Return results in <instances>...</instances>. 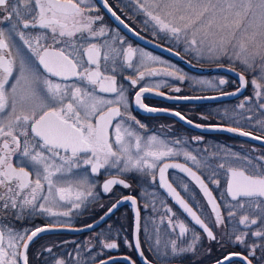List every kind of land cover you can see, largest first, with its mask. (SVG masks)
I'll return each mask as SVG.
<instances>
[{
	"label": "snow or ice",
	"instance_id": "1",
	"mask_svg": "<svg viewBox=\"0 0 264 264\" xmlns=\"http://www.w3.org/2000/svg\"><path fill=\"white\" fill-rule=\"evenodd\" d=\"M100 5L143 39L109 0H0V264H30V247L46 232L82 230L73 229L71 220L91 211L114 186L130 188L121 178L127 175L137 177L143 208L151 212L142 223L136 197L121 196L100 220L131 203L134 243L127 238L124 243L135 248L143 264L153 261L145 256L141 235L157 264L199 256L204 239L221 249L242 248L225 251L215 264H233L234 258L264 264V150H194L186 140L148 134L147 125L132 114V104L148 113L166 112L144 103L146 94L164 97L159 89L169 86L167 79L152 78L183 82L188 77L109 28ZM122 5L144 31L167 40L168 51L180 48L198 63H227L238 86L222 95L243 94L251 85V95L224 110L222 119L231 125L210 127L264 144V0H122ZM236 65L242 71L236 72ZM191 79L217 90L229 83L222 77ZM130 89H137L131 99ZM172 115L193 124L178 111ZM169 169L183 176L170 179ZM102 174L108 178L98 191L95 178ZM36 217L45 223L35 225ZM118 236L109 225L97 234V244H76L60 254L49 246L43 248L48 256L37 255L41 264H115L111 256H98L118 249ZM123 259L136 264L131 257Z\"/></svg>",
	"mask_w": 264,
	"mask_h": 264
},
{
	"label": "flooded vegetation",
	"instance_id": "2",
	"mask_svg": "<svg viewBox=\"0 0 264 264\" xmlns=\"http://www.w3.org/2000/svg\"><path fill=\"white\" fill-rule=\"evenodd\" d=\"M109 3L113 6V9L117 12V14L125 20V23H127L131 28L135 29V31L139 32L140 36L143 37V39L137 37L133 33L130 34L128 31H126L123 25H120L119 22L116 21L107 12V10L103 8L102 5H100L99 14L104 17L103 23L108 25L109 28L118 29L120 34L125 36L126 40L131 43L134 47L142 48L145 51L151 52L153 55L159 56L161 59L174 64L176 67L182 69L188 77V79H185L183 82L174 80L172 78H152L153 80L167 79L169 86L162 87L161 89H159V91H162L166 94L164 97L155 95V93L146 94V99L144 100V103H146L150 107L167 109L168 111L173 112L178 111L182 115H184L188 120H191L194 125H202L201 128L189 127L188 125L184 124L183 121L179 120L176 117L162 114V112L148 113L136 108L133 103L131 106L132 114L136 116V118L139 119L142 123L147 125L148 134H156L159 135L161 138H167L169 140L177 138L186 140L188 142V146L194 150L203 149L206 147L210 150H215L216 146H224L227 148H231L234 151H245L248 149H252L253 147L256 148L258 151L264 150V146L259 143L247 141L230 133H222L210 130V126L214 125H224L225 127L231 125V121L222 119V114L225 109L232 110L235 105L239 104L241 99H243V95H251V85H249V87L245 90L243 94L239 95L236 98L228 99L225 101L194 104L180 102V99H168L167 97L220 96L222 95V92L235 91L236 87L238 86V80L237 78L224 73L202 74L191 70L187 65L168 56L159 49V47L162 45L168 48L172 47V45L167 40L161 39L158 36H153L150 31H144L140 19L132 16L128 9H123V11H121L123 7L122 0H109ZM173 50L180 51V54L184 58L196 65L215 66L208 63H198L196 59L189 55H186L180 48H173ZM203 75L205 77H202ZM221 77L227 79L229 83L222 86V89L220 90L203 88L200 85L194 84L191 79L198 78L217 80ZM177 87L180 88L179 92L173 90ZM136 90L137 89H130V99L134 97ZM245 130H252L254 131V134H259L258 132H255V130L250 128H245ZM194 137H200L201 139L198 141L193 140ZM179 162H183V159L180 158ZM173 175L183 176V174L179 173L178 170L169 169V178L171 179ZM107 178L108 176L104 174L95 178L98 184V191L99 185L102 184L103 181ZM121 178L126 179L127 182L131 184V187L125 189L119 185L114 186V191L112 194H101L99 202L93 206V209L91 211L85 213L83 216L74 217L71 220L73 229L82 230L75 231L65 229L59 231L46 232L42 234V237L39 238L30 247V264H41L42 257H38V253H42L43 257L48 256V253L43 252L44 247L51 246L53 247V251L55 253L60 254L72 252L76 244H80L82 246L86 242H91V244H97V234L101 233L102 231L107 232L109 225L112 226V230L114 233L116 231H119L117 242L120 246L118 249H114L111 251L105 250L103 255L98 256V259H107L109 256H111L115 258V264H128V261L123 259L125 256H128L131 257L132 260H135L136 264H143V260L140 258L135 248H129L124 243L125 238H127L129 242L134 243L133 225L135 211L131 206L130 202L120 207V209H118L116 213L108 217L99 226L95 227L92 230H84L86 225L93 224L97 220H99L100 217L103 216L104 213L107 211V208L110 207L111 204L114 203L115 200L121 196L131 195L136 197L141 210L142 223L143 219L151 212L150 209L145 210L143 208L145 200L141 196L142 186L140 183H138L137 177L135 175H127L122 176ZM185 180H187V177H185ZM192 187L197 193L199 192V190L195 188L194 184L192 185ZM158 191L162 196H166L163 189H158ZM181 194L184 195L183 192ZM167 202L173 206L174 210H176L178 214H180L181 219L185 218L184 215L180 212L178 206H176L171 200V198H167ZM99 204H103L104 208H100ZM33 223L37 226H40L45 223V219L36 217L34 218ZM217 234L219 235V231ZM141 240L145 256L151 259L153 261V264H157L153 253L147 250L148 245L146 243H143V235H141ZM208 249H211V251L209 252ZM99 251L100 249L97 246L95 249H93V254L95 255L99 253ZM225 251L241 252L242 248H240L239 246H232L226 249H221L219 245H217L215 242H209L204 239L203 247L200 250L199 256L184 259L182 261V264H215L216 260L220 258ZM110 264H112V262H110ZM233 264H242V262H240L238 258H234Z\"/></svg>",
	"mask_w": 264,
	"mask_h": 264
},
{
	"label": "water",
	"instance_id": "3",
	"mask_svg": "<svg viewBox=\"0 0 264 264\" xmlns=\"http://www.w3.org/2000/svg\"><path fill=\"white\" fill-rule=\"evenodd\" d=\"M126 31H128L127 29H126ZM130 34H132L131 32H129ZM159 49L163 52V53H165V54H167L168 56H170V57H172V58H174V59H176L177 61H179V62H182L183 64H185V65H187L191 70H193V71H195V72H197V73H202V74H217V73H224V74H228V75H230V76H232V77H235V78H237L235 75H234V73L230 70V67L229 66H226V65H224L223 67H218V66H202V65H196V64H194V63H192V62H190L189 60H187L186 58H184L181 54H180V56H177V55H175V52L176 51H172V52H170V51H168V47H166V46H160L159 47ZM183 57V59H181L180 57ZM236 69V68H235ZM236 72H240V70H238V69H236ZM245 92V91H244ZM243 92V93H244ZM239 95H241V94H238V95H236V96H227V95H220V96H204V97H216L215 99H180V102H183V103H194V104H201V103H207V102H217V101H225V100H228V99H233V98H236V97H238ZM172 113H174L173 111H166V112H162V114H165V115H168V116H172V117H176V116H174V115H172ZM176 118H178V117H176ZM179 119V118H178ZM180 120V119H179ZM183 123L184 124H186V125H188L189 127H193V128H196L195 126H194V124H188L186 121H183ZM210 130L211 131H217V132H222V133H230V132H227V131H223V130H219V129H217V128H213V127H210ZM230 134H232V135H235V136H237V137H239V138H242V139H245V140H247V141H252V142H256V143H259V144H261V145H263L264 146V144H262L260 141H257V140H252V139H250V138H247V137H241V136H238V135H236V134H234V133H230ZM128 202H124V203H122L119 207H118V209H120V207H122V206H124L125 204H127ZM118 209L117 210H115L114 211V213H116L117 211H118ZM113 213V214H114ZM113 214H111V215H113ZM110 215V216H111ZM110 216H108V217H110ZM108 217H105V219L104 220H97L99 223H97V221L95 222V223H93V225H94V227L92 228V229H94L95 227H97V226H99L103 221H105ZM92 229H88V228H84V230L85 231H87V230H92Z\"/></svg>",
	"mask_w": 264,
	"mask_h": 264
},
{
	"label": "rangeland",
	"instance_id": "4",
	"mask_svg": "<svg viewBox=\"0 0 264 264\" xmlns=\"http://www.w3.org/2000/svg\"><path fill=\"white\" fill-rule=\"evenodd\" d=\"M208 64H210V63H208ZM212 65H215V64H212ZM225 65L226 66H229L227 63H225ZM215 66H217V65H215ZM235 68L238 69V70H240V71H242V69H241V67L239 65H236ZM202 77H205V76L203 75ZM249 78L251 79V77H249Z\"/></svg>",
	"mask_w": 264,
	"mask_h": 264
}]
</instances>
